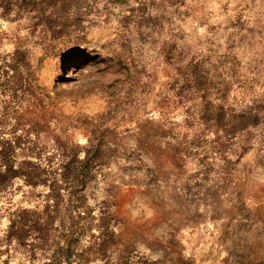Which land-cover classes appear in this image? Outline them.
<instances>
[{
	"label": "rangeland",
	"instance_id": "rangeland-1",
	"mask_svg": "<svg viewBox=\"0 0 264 264\" xmlns=\"http://www.w3.org/2000/svg\"><path fill=\"white\" fill-rule=\"evenodd\" d=\"M46 3L0 0V171L107 148L87 203L115 225L103 245L94 227L79 236L72 264H264V0ZM188 63L211 103L254 118L205 123L178 90ZM46 191L0 186V264H47L5 232Z\"/></svg>",
	"mask_w": 264,
	"mask_h": 264
},
{
	"label": "trees",
	"instance_id": "trees-1",
	"mask_svg": "<svg viewBox=\"0 0 264 264\" xmlns=\"http://www.w3.org/2000/svg\"><path fill=\"white\" fill-rule=\"evenodd\" d=\"M44 1L46 3L48 0ZM212 88L208 78L196 63H188L185 66L180 75L178 90L188 89L199 95L201 102L197 107V114L205 123L227 132L254 118L250 111L249 114L227 112L221 105L211 103L207 94ZM214 89V93L219 91L218 87ZM106 149L103 150L96 142L78 158L74 148L69 147L61 153L58 167L54 169L49 168L50 166L40 167L31 160H21L15 167L13 163L4 165L0 171L1 188L14 177H20L26 185L40 184L47 188L40 215H18L7 225L5 231L7 237L14 236L17 244H23L24 237L31 235L30 247L25 251L30 252L31 249L38 248L43 253L47 252V264H66V258L73 255V247L78 237L88 233L92 227L98 231L99 245L107 242L110 234L103 226L105 217L99 215L94 219L91 209L88 210L86 206L81 205L77 196V190L86 175L87 165L94 166V162H100ZM74 157L77 161L73 160ZM87 206L90 205L87 203ZM50 216L55 217L53 229L47 226Z\"/></svg>",
	"mask_w": 264,
	"mask_h": 264
},
{
	"label": "water",
	"instance_id": "water-1",
	"mask_svg": "<svg viewBox=\"0 0 264 264\" xmlns=\"http://www.w3.org/2000/svg\"><path fill=\"white\" fill-rule=\"evenodd\" d=\"M75 152L77 153V150H75ZM9 155H11L13 157L14 153L12 150H9ZM73 160L77 161V158L74 157ZM12 163H13V160L11 159L10 164H12ZM92 167L93 166L87 165L85 178H84L83 182L81 183V186H79V188L77 190V196H78L79 203L81 205L86 206L88 210L91 209V206H87V201H88V199L94 197V191H95L96 183H97L96 175H95V173H92V171H91ZM54 221H55L54 216H50L48 218V225H47L48 228H50V229L54 228ZM114 225H115V222H114L113 218L106 217L103 220L104 229L109 234H111ZM72 261H73L72 256L67 257L65 260L66 264H72ZM88 261L89 260L84 259L81 264H88Z\"/></svg>",
	"mask_w": 264,
	"mask_h": 264
}]
</instances>
